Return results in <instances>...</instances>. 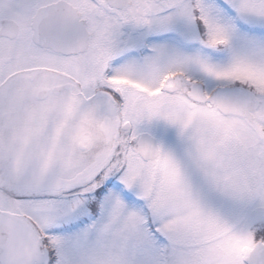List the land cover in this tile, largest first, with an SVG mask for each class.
Returning <instances> with one entry per match:
<instances>
[{"label":"snow or ice","instance_id":"6c2138e0","mask_svg":"<svg viewBox=\"0 0 264 264\" xmlns=\"http://www.w3.org/2000/svg\"><path fill=\"white\" fill-rule=\"evenodd\" d=\"M0 264H264V0H0Z\"/></svg>","mask_w":264,"mask_h":264}]
</instances>
